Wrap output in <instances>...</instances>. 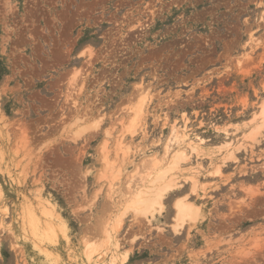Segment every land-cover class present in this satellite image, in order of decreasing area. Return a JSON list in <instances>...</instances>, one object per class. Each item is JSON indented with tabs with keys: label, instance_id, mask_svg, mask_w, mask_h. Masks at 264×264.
I'll use <instances>...</instances> for the list:
<instances>
[{
	"label": "rangeland",
	"instance_id": "374dc122",
	"mask_svg": "<svg viewBox=\"0 0 264 264\" xmlns=\"http://www.w3.org/2000/svg\"><path fill=\"white\" fill-rule=\"evenodd\" d=\"M262 101L264 0H0V264H90L93 242L99 264H264V129L246 138ZM183 118L209 159L115 224L129 176ZM103 144L115 180L99 178ZM179 199L196 211L182 227Z\"/></svg>",
	"mask_w": 264,
	"mask_h": 264
},
{
	"label": "bare ground",
	"instance_id": "6f19581e",
	"mask_svg": "<svg viewBox=\"0 0 264 264\" xmlns=\"http://www.w3.org/2000/svg\"><path fill=\"white\" fill-rule=\"evenodd\" d=\"M250 41L253 40L250 39ZM140 90L141 89H138L137 94L134 93L135 95L133 96V98H128L130 101L127 99L129 101L128 104L130 105L127 106L126 109L124 108V111L129 112L131 116H129V118L127 119L125 118L127 120L126 124H123V120L119 119V124L124 125L122 126L124 130H121L123 131L121 134V131L119 132L120 135L116 139L113 151L115 159H117L116 157L120 154L119 162L121 164L126 161L127 155L130 150L128 144L123 142V134L128 133L130 135H133L135 133V128L143 115V108L146 102H148L149 100L146 99V93L142 94ZM257 121H259L260 124H256L257 126L249 131L246 137L247 139L254 140L253 135L255 134V132L258 129H264V101L260 103L259 111L257 113H254L251 119H249V123H255ZM188 123V120L185 118H183L180 125L176 122H172L169 125V133L163 144L162 156L160 158L152 156L148 159L143 160L139 165L136 166L134 172L129 176L128 197L127 200L122 204V209L120 208L119 213L115 215V219L117 220L114 221L115 224L118 225V219L125 215L127 212H132L135 216L142 217H146L148 214L152 215V213L161 206V199L163 197V194L171 190V186H175L178 176L180 175L179 173H181V176L184 180L189 178L187 174L183 173L187 170V168H185L188 164L187 161H189L192 157L199 158L203 155L207 157V153H204L203 149V143H205V140L193 134L190 127L188 126ZM225 135L228 136V132H225ZM103 145L101 148V161L103 163V169L101 168L99 178L100 180L103 178H107L106 180H115L119 176L120 167H117V160L115 162L113 160H108V151L106 150L105 144ZM230 145V141L223 142L221 144V146L225 148V150L228 149V157H232V152L229 149ZM113 163H116L117 165H114L115 167H113ZM182 167L184 169H182ZM219 167L220 164L216 167L214 171L215 174L219 173ZM189 180H191L190 182L195 186L196 181L194 179L192 180V178ZM130 183L133 186L135 185V188L133 187L131 189ZM108 186L112 187L111 183ZM109 187L108 190H110ZM180 201L175 204V221L177 223L176 226L182 227L184 222L191 220L193 221L194 216L196 215V211L191 203H183L182 201ZM103 233L105 234V237L109 238V232L106 228L103 230ZM102 248H104V246L100 242H93L84 245L83 251L86 261H88L90 264H99L98 257L103 250Z\"/></svg>",
	"mask_w": 264,
	"mask_h": 264
}]
</instances>
